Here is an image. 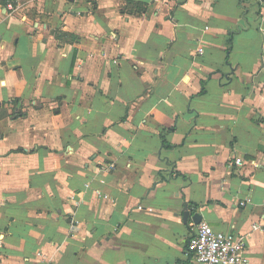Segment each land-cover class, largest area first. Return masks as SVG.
Returning <instances> with one entry per match:
<instances>
[{"label": "crops", "instance_id": "1", "mask_svg": "<svg viewBox=\"0 0 264 264\" xmlns=\"http://www.w3.org/2000/svg\"><path fill=\"white\" fill-rule=\"evenodd\" d=\"M255 1L0 0V264H264Z\"/></svg>", "mask_w": 264, "mask_h": 264}, {"label": "built area", "instance_id": "2", "mask_svg": "<svg viewBox=\"0 0 264 264\" xmlns=\"http://www.w3.org/2000/svg\"><path fill=\"white\" fill-rule=\"evenodd\" d=\"M256 4L251 5L258 9ZM259 17V13H255ZM235 165L241 164L239 158L234 160ZM113 165L108 166L112 170ZM105 198V196H104ZM250 201L239 202L244 206ZM263 213L260 220L252 225V230L264 231V197L262 200ZM187 250L193 256L195 264H248L244 257L246 242L243 236L215 231L207 222L200 221L196 224L194 232L187 241Z\"/></svg>", "mask_w": 264, "mask_h": 264}, {"label": "water", "instance_id": "3", "mask_svg": "<svg viewBox=\"0 0 264 264\" xmlns=\"http://www.w3.org/2000/svg\"><path fill=\"white\" fill-rule=\"evenodd\" d=\"M189 212L188 210L185 208V212L183 213V220L186 221L188 218ZM192 220L194 221L195 224H197L198 222L201 221V216H199L198 214H194L192 216Z\"/></svg>", "mask_w": 264, "mask_h": 264}, {"label": "trees", "instance_id": "4", "mask_svg": "<svg viewBox=\"0 0 264 264\" xmlns=\"http://www.w3.org/2000/svg\"><path fill=\"white\" fill-rule=\"evenodd\" d=\"M258 7H259V3H258ZM165 142V141H164Z\"/></svg>", "mask_w": 264, "mask_h": 264}]
</instances>
